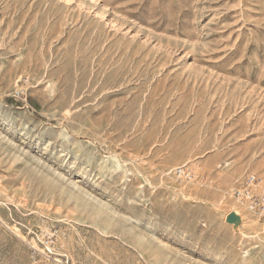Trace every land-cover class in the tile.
I'll use <instances>...</instances> for the list:
<instances>
[{
	"label": "rangeland",
	"instance_id": "1",
	"mask_svg": "<svg viewBox=\"0 0 264 264\" xmlns=\"http://www.w3.org/2000/svg\"><path fill=\"white\" fill-rule=\"evenodd\" d=\"M248 173L264 0H0V264H264Z\"/></svg>",
	"mask_w": 264,
	"mask_h": 264
},
{
	"label": "built area",
	"instance_id": "2",
	"mask_svg": "<svg viewBox=\"0 0 264 264\" xmlns=\"http://www.w3.org/2000/svg\"><path fill=\"white\" fill-rule=\"evenodd\" d=\"M232 196L247 205L253 213L264 216V179L248 173L239 179L231 190Z\"/></svg>",
	"mask_w": 264,
	"mask_h": 264
},
{
	"label": "water",
	"instance_id": "3",
	"mask_svg": "<svg viewBox=\"0 0 264 264\" xmlns=\"http://www.w3.org/2000/svg\"><path fill=\"white\" fill-rule=\"evenodd\" d=\"M236 216L233 214V213H229L228 215H227V218H226V220L228 221V222H230V223H233V222H235L236 221Z\"/></svg>",
	"mask_w": 264,
	"mask_h": 264
},
{
	"label": "bare ground",
	"instance_id": "4",
	"mask_svg": "<svg viewBox=\"0 0 264 264\" xmlns=\"http://www.w3.org/2000/svg\"><path fill=\"white\" fill-rule=\"evenodd\" d=\"M232 213L236 216V221H239V220H241V218H242V214L238 211V210H232Z\"/></svg>",
	"mask_w": 264,
	"mask_h": 264
}]
</instances>
